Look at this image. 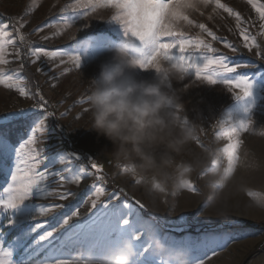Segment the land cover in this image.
<instances>
[{
  "label": "rangeland",
  "instance_id": "obj_1",
  "mask_svg": "<svg viewBox=\"0 0 264 264\" xmlns=\"http://www.w3.org/2000/svg\"><path fill=\"white\" fill-rule=\"evenodd\" d=\"M73 2L74 0H0V15L6 20V23L0 21V27L5 24L18 27V21L24 24L20 32L12 37L14 44L7 46L5 59L9 63L0 64V69H3L6 75L20 79L21 86L28 93L26 96H20L18 89H9L0 85V125H2L0 132L10 144L18 146L32 134L31 127H35V124L29 127L23 119L24 122L18 123L20 118L13 119L9 114L32 109L37 113V122L41 123L44 129L35 133L33 145L44 160L41 169L47 167L49 171H58L67 177L68 181L76 175L82 176L79 183L65 181L63 184L58 177L52 176L46 184L50 190H54L55 195L27 201L45 207L63 205L47 216H37L36 219L20 226L8 225L10 214L0 216L5 246L19 235L18 228L29 230V225L34 227L37 223L43 224L41 229L32 233V238L38 239L39 235L51 230L52 227L59 228L63 219L70 216V225L84 223L86 218L96 211L91 208L92 191H94L91 190V186L96 184L105 187L107 193H114L121 205L129 204L146 220L158 225V229L167 238L176 242L195 243L218 233L231 234L233 238L223 248L215 249V255L208 252L200 257L204 260V264H264V59L257 57V52L264 54V30L259 28L262 22L259 21L258 14L247 0H221L226 7L240 14V28L237 27L235 16H230L223 9L213 11L214 3L190 10L187 14L193 21L192 25L181 22L184 24L182 30L188 33V38H202L217 49L212 55L226 56L230 66L237 64L249 66L237 68L236 73L227 74L228 77H245L251 84L250 95L243 99L232 97L233 92L241 93L239 88L229 91V86L225 84L209 85L205 81L196 79L194 74L185 76L183 80L171 82L176 102L183 105L178 115L181 119L187 118L188 121L198 125L197 139L191 145L193 152L210 151L217 163L227 166L223 149L229 141L222 133L227 130L229 122L233 125L239 122L247 124V130H241L238 135L239 159L232 168L231 181L226 189V200L217 209H213L207 206V194L202 179L207 169L200 170L189 178V184L195 191L189 190V187L178 190L169 180L167 191L156 194L152 199L146 193V185L140 177H131L122 173L120 164L109 155L111 151L109 142L103 137L98 138L90 130V112L86 99L91 87L89 77L96 74L98 64L106 58L107 47L102 54L93 56L88 55L91 43L88 48H84L83 44L78 42L89 40V37L95 38L100 34L111 39L109 25L106 22L110 20L115 10L100 8L94 13L88 10L90 14L87 18L81 17L72 27H65L64 20L68 19L71 13L70 11L61 13L60 9ZM260 2L264 3V0ZM199 24H204L219 39L212 40L207 33L202 32ZM241 28H248L250 35L255 38L257 47H253L251 52L243 46ZM36 29L41 30L36 31ZM9 31L11 32L12 29L9 28ZM20 35L25 37L24 41L19 40ZM73 36L76 37L75 40L72 39ZM225 42L234 46L237 51L233 53L230 48H225ZM37 47L48 52L60 51L65 55L41 56L37 59L31 54ZM89 51L91 52V49ZM77 54L81 56L79 68L70 60L71 55ZM23 57L26 59V70L31 79L23 75ZM148 72L153 75L151 70ZM143 73L144 70H140L138 75L152 76ZM215 78L219 80L222 77L217 74ZM32 85L36 87L35 90ZM40 96L47 101L45 108H33L37 102L43 103L40 101ZM48 111L52 115H47ZM16 125H21L23 130L14 133ZM188 159V155L185 154L177 156L176 162ZM2 162L14 169V152L11 157L5 154ZM88 163L97 164L115 187L126 191L143 207L140 209L132 205L114 190L108 189L104 175L102 178L91 169L90 174H87ZM259 172L263 176L255 186ZM169 173L174 175V170L169 169ZM97 177L102 179L98 180ZM9 181L10 171L5 176V172L0 170V192ZM61 196L67 198L60 199ZM100 201L108 203L109 198L105 195ZM110 203L115 204L117 200L112 199ZM253 204L255 207L250 206ZM100 206L98 203L97 207ZM73 212H79V215L72 216ZM242 223L262 224L263 228L242 229L240 227ZM143 232L142 238L146 240L145 231ZM74 254L76 253L57 258L72 259ZM32 264H35V259Z\"/></svg>",
  "mask_w": 264,
  "mask_h": 264
},
{
  "label": "snow or ice",
  "instance_id": "obj_2",
  "mask_svg": "<svg viewBox=\"0 0 264 264\" xmlns=\"http://www.w3.org/2000/svg\"><path fill=\"white\" fill-rule=\"evenodd\" d=\"M191 2L192 0H74L73 3L62 7L60 12L69 13L70 11V17L64 20V25L65 27H72L81 17L87 18L89 16L88 10L93 13L100 8L115 10L110 20L106 22L109 25L111 39L103 34L97 35L95 38L89 37L91 46L88 48V55H100L106 47L118 40H124L141 52L143 57L142 70L153 60L161 59L166 63L179 66L184 73V78L194 74L196 79L205 81L209 85L225 84L229 86V91L239 88L240 94L233 92L232 97L235 99H243L249 96L251 84L247 78L227 76V74L236 73L237 68L249 67L248 65L230 66L226 56L212 55V53L217 52V49L213 48L210 43L199 37L190 39L188 33L182 30L184 24H193L187 13L190 10L198 9L200 6L206 7L214 3L213 11L223 9L230 16H235L238 28H240L241 23L240 14L226 7L224 3H221V0H197V7L195 8L190 7ZM247 2L258 14L259 21L262 22L259 24V28L264 30V3H261L260 0H247ZM17 23L18 27L9 24L0 27V64L9 63L5 59L7 46L14 44L12 37L24 27L23 23L19 21ZM9 28L12 29L11 32ZM199 28L202 32L207 33L212 40L219 39L204 24H199ZM40 30L36 29V31ZM240 35L244 40V48L248 49L249 52L252 51L253 47H257L255 38L250 35L248 28H241ZM24 39L23 35L19 36L20 41H24ZM72 39L75 40L76 37L73 36ZM224 47L230 48L233 53L237 51L234 46L227 42L224 43ZM31 54L37 59L41 56L65 55L60 51L48 52L38 47L33 49ZM17 56L19 57V50ZM257 57L264 59V54L257 52ZM70 60L75 63L77 68L80 67V55H71ZM65 71L67 72V69ZM139 73L140 71L137 74ZM143 74L152 75L148 70H144ZM217 74L222 78L216 79ZM21 83L20 79L6 75L3 69H0V85L9 89H18L20 96H26L28 93L21 86ZM40 101L43 103L37 102L33 108L44 109L47 101L44 100L43 96H40ZM47 115L50 116L52 113ZM9 116L13 119H23L29 127L35 124V127H31L32 134L28 135V138L20 142L18 146L10 144L0 132V170L5 172V176L10 171V181L0 192V216L10 214L8 225L20 226L36 219L37 216H47L55 209L63 207V205L45 207L27 201L33 198H48L55 195L54 190H50L46 184L50 177H58L61 184L68 181V178L58 171H49L47 167L41 169L44 160L41 159L38 150L33 147L35 133L44 131L42 124L37 122V113L33 112L32 109H23L18 113H10ZM241 130H247L245 122H239L237 125L229 122L227 130L222 133L223 137L229 141L223 149V154L227 166L231 168L239 159L237 155L240 146L238 135ZM13 152L15 154L14 169L2 162L5 154L11 157ZM45 159L48 158L45 157ZM215 162L217 161L214 159L213 163ZM92 168L99 171L97 164H92ZM81 179V175H76L68 182L79 183ZM97 179L102 178L97 177ZM188 187L189 190L195 191L190 184ZM91 190H94L92 191L91 208L96 209V211L88 216L84 223L70 225V216L63 219L59 228L52 227L51 230L39 235L38 239H33L32 233L41 229L43 224L37 223L34 227L29 225V230L18 228L19 235L7 246L3 242V225L0 223V264H32L34 259L35 264H72V259H58L57 257H68L77 252L90 253L99 257L114 249L124 238H135L137 256L134 258L133 264H167L163 258L154 256L149 250L146 240L142 238L145 229L153 231L168 247H180L187 250L190 254V264H204L201 256L208 252L215 255V249L223 248L233 238L231 234L218 233L195 243L176 242L167 238L158 229V225L146 220L129 204L121 205L119 198L115 197L114 193H107L105 187L93 184ZM249 194L251 195V193ZM105 195L109 198L108 203L100 201V198ZM66 198V196L60 197V199ZM112 199H116L117 203H110ZM98 203L101 205L100 207H97ZM78 215L79 212L72 213V216ZM121 221H123V226H121ZM66 225L69 227L65 228Z\"/></svg>",
  "mask_w": 264,
  "mask_h": 264
},
{
  "label": "clouds",
  "instance_id": "obj_3",
  "mask_svg": "<svg viewBox=\"0 0 264 264\" xmlns=\"http://www.w3.org/2000/svg\"><path fill=\"white\" fill-rule=\"evenodd\" d=\"M190 7H197V0H192ZM82 44L88 48L90 41L86 39ZM106 51L98 71L89 77L91 87L86 99L90 130L109 142V155L120 164L122 173L140 177L152 199L167 191L169 180L174 188L182 190L188 188L194 173L207 169L202 177L207 206L217 209L226 200L233 169L213 163L210 151L191 150L198 125L181 119L178 112L183 105L176 102L171 89L172 81L184 79L182 69L155 59L143 69L151 70L153 75L144 77L137 74L143 63L138 48L118 40ZM185 154L189 159L177 163L176 157ZM169 169L174 170V175H170ZM144 231L154 256L163 258L167 264H190L187 250L170 248L150 229ZM134 242L135 238H124L99 257L77 252L72 264H133L137 256Z\"/></svg>",
  "mask_w": 264,
  "mask_h": 264
},
{
  "label": "trees",
  "instance_id": "obj_4",
  "mask_svg": "<svg viewBox=\"0 0 264 264\" xmlns=\"http://www.w3.org/2000/svg\"><path fill=\"white\" fill-rule=\"evenodd\" d=\"M0 21L6 23L5 18H3L1 15H0ZM22 65H23V75H24L26 78L31 79L29 72H27V70H26V65H27V63H26V59H25L24 57L22 58ZM32 87H33L34 90L36 89L35 86L32 85ZM22 121H23V120L20 119V120H18L17 122H18V123H21ZM23 122H24V121H23ZM22 130H23V128H21V125H16V127H15V129H14V133L17 132V131H22ZM76 159H78V158H76ZM87 166H88L92 171H94L96 174L102 176V178H103V175H104V179H105V181H106V184H105V185H106V187H108V189L114 190V191H115L116 193H118V194L121 196V198H123L125 201H128V202H130L132 205H134V206H136V207H138V208L141 209L140 204H139L137 201H135L134 199H132V198L130 197V195H129L126 191H124V190H122V189H120V188H118V187H115L114 184H113V183L107 178V176H105V174L102 172V170L99 169V171H98L97 169L92 168V165H90V163H88ZM240 227H241L242 229H246V228L262 229V228H263L262 224H253V223H242V224L240 225ZM191 234H192V233H191Z\"/></svg>",
  "mask_w": 264,
  "mask_h": 264
},
{
  "label": "bare ground",
  "instance_id": "obj_5",
  "mask_svg": "<svg viewBox=\"0 0 264 264\" xmlns=\"http://www.w3.org/2000/svg\"><path fill=\"white\" fill-rule=\"evenodd\" d=\"M258 175H260V172L258 173ZM258 175H257V180H256L257 183L255 184V186L259 183V181L261 180V178H262V176H263V175H260V176H258ZM258 178H259V179H258ZM250 184H251V183H250ZM241 185H242V186H245V184H242V183H241ZM238 187H239V185H238ZM237 189H238V188H237ZM234 191H237V190L234 189Z\"/></svg>",
  "mask_w": 264,
  "mask_h": 264
},
{
  "label": "built area",
  "instance_id": "obj_6",
  "mask_svg": "<svg viewBox=\"0 0 264 264\" xmlns=\"http://www.w3.org/2000/svg\"><path fill=\"white\" fill-rule=\"evenodd\" d=\"M48 113H51L50 111H48ZM84 165H85V163L84 162H82ZM86 173L87 174H90V168L86 165ZM263 245H264V242H263Z\"/></svg>",
  "mask_w": 264,
  "mask_h": 264
}]
</instances>
